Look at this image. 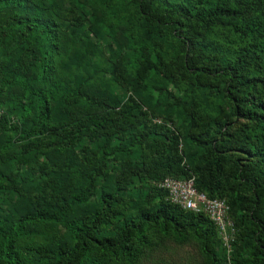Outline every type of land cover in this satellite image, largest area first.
Returning a JSON list of instances; mask_svg holds the SVG:
<instances>
[{
    "label": "trees",
    "instance_id": "1",
    "mask_svg": "<svg viewBox=\"0 0 264 264\" xmlns=\"http://www.w3.org/2000/svg\"><path fill=\"white\" fill-rule=\"evenodd\" d=\"M0 108V264H135L145 225L227 264L166 176L264 264V0H0Z\"/></svg>",
    "mask_w": 264,
    "mask_h": 264
},
{
    "label": "rangeland",
    "instance_id": "2",
    "mask_svg": "<svg viewBox=\"0 0 264 264\" xmlns=\"http://www.w3.org/2000/svg\"><path fill=\"white\" fill-rule=\"evenodd\" d=\"M76 17L68 18V22L74 21ZM103 51L107 53L101 43ZM158 119V118H157ZM137 184L143 189L137 190L138 193L145 192L152 187V182ZM135 187L132 190L135 191ZM9 208V205H6ZM144 238L146 243L142 245V252L139 254L135 264H205V256L200 250L197 239L191 237L186 242L179 243L170 236L160 234L155 227L145 225ZM216 254L222 263L231 264L234 259V251L231 247L227 248L223 243L218 244Z\"/></svg>",
    "mask_w": 264,
    "mask_h": 264
},
{
    "label": "built area",
    "instance_id": "3",
    "mask_svg": "<svg viewBox=\"0 0 264 264\" xmlns=\"http://www.w3.org/2000/svg\"><path fill=\"white\" fill-rule=\"evenodd\" d=\"M1 113L0 108V115ZM155 185L165 191L166 199L170 203L184 210L205 214L215 225L223 245L230 247L234 229L224 199L207 198L203 193L197 192L191 178L176 179L166 176L156 181Z\"/></svg>",
    "mask_w": 264,
    "mask_h": 264
}]
</instances>
